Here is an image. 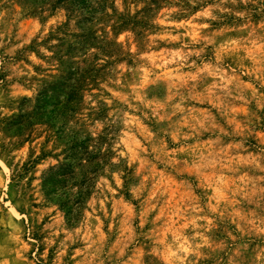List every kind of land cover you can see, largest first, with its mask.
<instances>
[{"label": "rangeland", "instance_id": "obj_1", "mask_svg": "<svg viewBox=\"0 0 264 264\" xmlns=\"http://www.w3.org/2000/svg\"><path fill=\"white\" fill-rule=\"evenodd\" d=\"M72 2L0 0V264H264V0Z\"/></svg>", "mask_w": 264, "mask_h": 264}, {"label": "trees", "instance_id": "obj_2", "mask_svg": "<svg viewBox=\"0 0 264 264\" xmlns=\"http://www.w3.org/2000/svg\"><path fill=\"white\" fill-rule=\"evenodd\" d=\"M76 1H78V3L75 4V3L72 2V5H71L72 7L71 8L77 6L78 8H84L85 9L83 11L84 13H86V16L83 17V21H84L85 25L92 24L95 27L99 23H102V20L104 18L103 15H105V12H106L104 10L106 9V4H107L108 0H93L92 2L94 4L93 5L90 4L89 6L87 4H83L81 6V0H76ZM102 3L105 4V5L102 8L98 9L97 6L102 4ZM86 8L88 9V11H87ZM98 10L101 11L100 15H98ZM72 11H73V9H72ZM120 20H121L122 23L118 26L119 30L124 29L128 24L131 23V21L128 20V19L120 18ZM133 24H134V26H137L136 23H133ZM86 31H87L88 35L92 34L91 27L86 29ZM76 71H77L76 75H78L79 78L78 79H74L73 85H74V87L77 88L80 83H85L86 82V80L88 79L90 74H89V70L86 67H82V66H80V67L78 66L76 68ZM70 74L72 75V73H70Z\"/></svg>", "mask_w": 264, "mask_h": 264}]
</instances>
